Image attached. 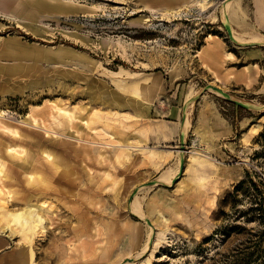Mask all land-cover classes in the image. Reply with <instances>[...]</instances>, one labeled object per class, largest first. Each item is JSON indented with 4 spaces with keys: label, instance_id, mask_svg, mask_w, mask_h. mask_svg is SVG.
I'll list each match as a JSON object with an SVG mask.
<instances>
[{
    "label": "rangeland",
    "instance_id": "374dc122",
    "mask_svg": "<svg viewBox=\"0 0 264 264\" xmlns=\"http://www.w3.org/2000/svg\"><path fill=\"white\" fill-rule=\"evenodd\" d=\"M71 1L86 13L44 19L36 33L0 19V49L3 39L19 36L29 46L64 45L90 59L44 62L23 73L10 68L32 61L0 56V186L13 198L8 206L21 211L23 196L45 184L69 193L33 200L52 206L54 217L46 223L53 234L34 240L35 264H55L45 258L60 244L71 253L64 264H144L150 257L151 264H264V110L238 108L209 93L237 131L218 144L192 136L190 122L209 84L245 104L264 106V45L230 40L222 22L226 0H207L205 8L202 0H189L187 16L162 21H151L148 10L168 13L180 5ZM234 1L228 10L234 7L229 25L236 35L264 39V0L261 7L255 0ZM248 75L256 77L251 87L245 85ZM139 81L148 88L143 98L130 90ZM186 105L184 174L174 186L143 187L180 166ZM191 150L210 159L194 160ZM32 155L36 167L24 171L23 158ZM49 155L63 161L54 171L67 184L56 180L58 174L52 177ZM92 188L102 195L93 197ZM134 202L142 217L131 211ZM23 248L19 234L0 228V264Z\"/></svg>",
    "mask_w": 264,
    "mask_h": 264
},
{
    "label": "bare ground",
    "instance_id": "6f19581e",
    "mask_svg": "<svg viewBox=\"0 0 264 264\" xmlns=\"http://www.w3.org/2000/svg\"><path fill=\"white\" fill-rule=\"evenodd\" d=\"M141 2H148L151 4L155 3H162L163 5L172 6L174 4H179L180 7L177 10L169 9L168 13H157L154 9H150L148 11L151 12L150 20L153 21L155 18L159 16L162 17L160 21L169 19L170 17H185L186 14L183 13L187 5H189V0H139ZM188 1V2H187ZM226 5L222 9V22L224 24H229L230 22V15H235V12L229 14L228 7L235 1L228 2L225 1ZM256 4L261 7L262 0H255ZM202 8L210 7V3L207 0H202L199 3ZM186 6V7H185ZM85 14L86 10L78 8L71 0H0V19L4 20H13L18 27H21L26 32H33L36 33L35 26L38 25L44 19H52V20H60L61 18L67 19L70 18H77L80 14ZM67 16V17H66ZM82 17V16H80ZM0 26V33L5 31V28L1 29ZM78 28V27H77ZM232 34L234 39L237 43L240 44H260L264 45V39L259 36H252L249 39H245V37L237 36L235 31L232 29ZM74 37L79 40L80 37L74 35ZM81 42L84 40L81 39ZM0 56L6 58H14L15 60H30L32 61L31 65H21L17 64L11 67V71L17 72H31L39 67H42L40 64L44 62H56L59 64H66V63H83L89 61V57L79 51H75L71 47L58 45L55 47L51 46H42L36 43L26 45L24 42L21 41L19 36L11 37L10 39H3L0 49ZM256 77L254 75H248L247 81L245 85L247 87H251L255 84ZM145 81H139L137 84L130 87V90L138 97H142V95L147 93V85L144 83ZM210 92L214 93L215 95L222 97L221 94L210 90ZM1 116V115H0ZM185 123L182 125V133L185 134L189 129V111L187 110L185 113ZM37 144V142H36ZM43 144V143H41ZM37 144V146L41 145ZM121 148H129V146H120ZM189 152V157L193 158L194 160L199 159L202 160L203 158L210 159L207 155H203L196 150H191ZM49 161H51L49 167L51 170L52 177H56L58 172L54 171V167L58 169L57 165L63 164L62 160H58L54 157L49 155ZM33 155L30 159L23 158L25 161L23 164V170L26 169H35V165L33 164ZM47 170V169H46ZM179 172V167L175 171L173 175L172 172H165L161 176L160 182L167 184L175 178L176 174ZM2 173L1 164H0V174ZM58 180L61 183L68 182L64 175L58 174ZM73 184V182H71ZM11 192H9L10 194ZM93 197H99L102 195L101 190L99 188L91 190ZM67 191H64L59 188H54L47 184L41 185L37 191L32 192L28 191L23 196V209L21 211H11L10 207L8 206L9 203L12 202L13 198L7 196L6 192L3 191V187L0 186V221L4 222L3 226L0 228L9 229L10 235L14 236L15 234H19L25 243V248L20 251H16L13 253L8 254L4 257L2 264H35V252L33 250L34 240L38 237L44 239L48 236V234H53V229L51 228L50 231L47 230L46 223L50 220H53V210L51 209L52 206L45 207V203L37 204L33 203L38 197H47L51 195H68ZM11 198V199H10ZM82 197H80L81 203ZM85 202V201H84ZM70 208L65 210L64 212L67 213V216L70 215ZM131 211L137 215L142 217L140 207L137 205L136 202L133 203V208ZM63 215V213L57 214ZM73 217V216H72ZM81 219L85 218V214H81ZM17 227V228H14ZM71 233V229L68 230ZM167 236V234L165 233ZM152 231L150 233V239L152 238ZM61 241L62 239L58 236H53V240ZM166 239V237H165ZM41 241V240H40ZM67 242V241H66ZM85 248V246H84ZM3 256V255H2ZM71 253L69 252V248L65 244H60L57 246H53L52 251L47 254L45 259H48L49 263L52 261L55 264H64L62 260L64 258H70ZM3 258V257H2ZM152 257L147 259L144 264H151ZM124 264H133V262H125Z\"/></svg>",
    "mask_w": 264,
    "mask_h": 264
},
{
    "label": "crops",
    "instance_id": "0c3cea01",
    "mask_svg": "<svg viewBox=\"0 0 264 264\" xmlns=\"http://www.w3.org/2000/svg\"><path fill=\"white\" fill-rule=\"evenodd\" d=\"M216 86L223 89L220 85ZM223 90L225 91V89ZM209 93L212 92L208 91L200 94L192 108L191 133L192 136L202 138L206 143L218 144L222 139L235 136L237 131L220 112L216 102L218 96ZM187 100L188 98L185 99V102ZM174 114L173 120L176 121L179 112L175 111Z\"/></svg>",
    "mask_w": 264,
    "mask_h": 264
},
{
    "label": "water",
    "instance_id": "95a60500",
    "mask_svg": "<svg viewBox=\"0 0 264 264\" xmlns=\"http://www.w3.org/2000/svg\"><path fill=\"white\" fill-rule=\"evenodd\" d=\"M227 1L231 2V1H234V0H227ZM224 28L227 31V34H228V37L230 38V40L232 42H234L235 44H238L239 46H252V45H254V44H240V43H237L236 40L233 37L231 26L229 24H224ZM210 90L218 92L219 94L222 95V97H224L229 102H232L238 108H243V109H246V110L257 111V112H260V111L264 110V106L263 107H259V106H255V105H252V104H245V103H243V102H241L239 100L234 99L229 93L225 92L222 88H220L218 86L211 85V84L207 85L204 88V90L202 91V93H206V92H208ZM190 102L192 103L193 99H191ZM186 110H187V105L184 107V117H183V120H182V125L185 123ZM179 151L182 153V156L180 158L179 172H178L177 176L172 180V185L173 186L177 183V181L181 178V176L185 172L186 158H185V156H183V154L186 152V143H185V135L184 134H182L181 138H180V150ZM160 183L161 182H159V181H151V182L143 185V187L161 185ZM139 190H140V188H137V189H135L133 191V193H132V195L130 197V200H129V204H131L133 202V200H134L135 196L138 194ZM146 223L150 227H152V223L149 220H146ZM151 246H152V240L149 243V247H151ZM127 262H134V260L133 259H129Z\"/></svg>",
    "mask_w": 264,
    "mask_h": 264
}]
</instances>
